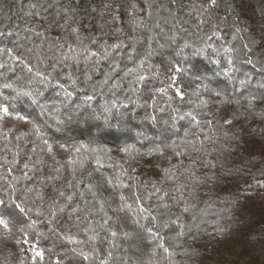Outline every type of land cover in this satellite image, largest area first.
I'll return each instance as SVG.
<instances>
[{"label": "trees", "instance_id": "obj_1", "mask_svg": "<svg viewBox=\"0 0 264 264\" xmlns=\"http://www.w3.org/2000/svg\"><path fill=\"white\" fill-rule=\"evenodd\" d=\"M108 2L109 0H0V31H12L13 33L11 37L0 38V47L23 46L19 52L23 53L35 65L37 63L35 58L28 57L24 49L32 47L33 44H39L42 37L34 36L28 29L35 28L39 32H45L48 36L61 35V30L57 25L49 27V24L54 19L62 23L65 19L63 15L65 8H70V15L74 20L81 22L83 36L93 33L98 39L107 40L109 43L114 42L118 35L115 31L116 28L123 27L124 32L129 33L133 17L142 19L147 25H152L156 17L168 20L169 23L163 24V27L170 32L173 30L172 25L175 24V30L179 32L180 39L171 44L167 42V38L163 34H159L158 42L167 46L159 56L152 57L151 63L160 65V78L163 79L167 72L166 61L171 57L177 62H183L190 66L193 74L207 75L210 78V88L226 93L230 101V103L217 108L214 102L220 97H216L210 92H202L203 98L209 101V107L201 106V108L195 109L197 113H211V115L201 116L202 120L220 121V124H213L212 129L205 130L208 134L219 137L217 150L212 152L210 157L215 161L216 167L214 169L205 168L201 162L196 168L191 169L203 183L181 176L175 181L161 184L159 182L164 176L162 169L176 165L180 160L183 161L181 165V169H183L190 165L192 160L200 159L202 154L191 152V146L186 144H180L176 148V151H181L185 146L189 147L190 154L180 158L173 155L171 148H166L163 156L154 155L152 157L138 155L133 150H130L131 155L120 151L122 147L129 144L135 145L141 153L160 142L169 144L171 140H177L179 144L180 139L183 138L184 129L188 127V120L187 118L178 120L173 127L170 117L175 115L174 108L181 114L193 110V105L198 100L191 93L199 81L192 82L186 78L181 80L184 85L182 91L185 92L183 99L173 97L169 101L165 96H158L156 123L145 119L146 115L152 111L151 108L131 104L127 106L121 104L113 108L109 120L104 121L102 114L105 100L123 99L125 96H130L140 105H143L146 100H151L153 93L149 88H145L137 95L127 91V79H130L127 77L123 88L113 90L115 97L105 87L104 92L107 95L98 97L89 107L80 112H77L74 107L80 103L79 96L73 98L72 105L58 114L63 123L57 124L54 118L57 114H54L53 118H49L47 113L41 116L40 105H50L54 100L59 99L60 97L57 96L59 88L52 83L47 86L41 84L40 78L36 77L34 72H29L20 62L12 61L6 53H0V63L4 64V67L0 68V83L6 80L16 81L21 87L39 88L43 93L38 97L37 104H32L27 97H17L15 91L11 89L4 90V95L14 99L19 110L24 115L31 116L37 123L44 125V121H47L44 131L54 142H58L54 143V150L51 154L47 152L33 153L31 145L26 144V140L35 139L31 123H27L28 125L23 127L19 122L24 121L17 119H15L16 123L0 122V177L8 176L6 169L9 167L12 168L13 175L21 176L25 171L23 168L25 163L32 165L36 163L37 159L43 161V164L36 165L37 169L42 168V171L37 170L35 174L29 172V176L33 178L29 181H21L17 185L21 190L17 193L18 196L22 194L25 186L34 189L28 195L26 206L32 208L29 215L32 219L37 220V226L29 232L30 242L27 245L15 242L17 239H24L22 234L16 231L15 226L13 232L8 235L0 229V264H20L22 256L25 257V264H33L30 259L32 253L28 249L33 246L34 233L38 232L44 233V237L40 239V246L45 248L46 252L45 261H37V264H49L48 257L55 260L57 255L61 257L63 264H99V260L110 250L105 237L111 238L106 230L95 225L100 239L76 245L64 240L63 236L69 234L68 230L70 229L72 235L88 241L91 233L81 231L87 226L86 221L77 222L74 216L70 219V208L63 214L57 212V218L53 220L52 225H48L46 220L51 218L48 216V210L52 201H58L60 204L65 202L64 198L59 196L61 191L65 192V195H70L75 191L77 195L73 203L79 202L83 207L79 196L82 185H78L77 181L82 178L88 180V172H92V179L96 181H101L102 175L115 178L119 169L108 168V164H123L129 175L139 177V182L126 181L130 185L142 184L147 181L148 188H139L141 197L153 192L151 187L153 181L157 182L158 187L169 190L170 196L177 197L179 193L174 189L181 183L188 185L187 189L182 190L184 200H181L179 204L172 203L170 199L167 201L170 209L165 215L169 219L179 217L180 223L186 227L197 224L201 229L199 232H195L194 229L197 237L195 240L190 235L178 240L172 239L179 230L178 225L162 229L166 245L175 253L173 257L165 259L166 254L157 247V243L151 236L143 230L134 229L129 218L128 223L123 227L128 231H135V238L124 240L118 236L116 241L118 247L112 249L114 257L112 264H119L121 257L129 258L130 264H264V187L257 183L264 181V101L258 100L254 108L249 110L247 101L243 100V97L249 93L257 92L255 86L258 83L264 82V0H217L214 7H208L207 0H120L117 13L119 19L115 21L112 20V14L100 10L102 5ZM33 4L36 5L35 8H32ZM90 5L96 6L97 10L93 11ZM131 5H135L134 11ZM30 11L33 13L31 16L28 15ZM36 12H39L40 15L36 16ZM198 16L207 21L201 26L199 32L197 30ZM44 17H47V20ZM224 17L226 19H222ZM100 25L103 27L101 28ZM212 25L217 26L222 37V40L214 38L218 47L222 42H232L231 38L236 35V29H241L237 40L233 43V46L239 49L235 54L238 71L224 75L222 68L226 65L223 63V58H220L221 64H216L212 58L211 50H209L207 59L203 56H191L190 49L185 50L188 53L187 61H182V57L175 55L184 39L195 40L198 35L202 36L208 33ZM180 29H187V31L183 32ZM139 35H149L148 30L143 29ZM150 43L153 48L157 46V41ZM244 43H248L253 49L254 64L252 65L245 63L248 53L243 49ZM133 47L126 48L110 58V61L118 65L115 69L112 62L101 61V70L94 75L93 82L99 85L106 74H114V78L125 77L129 69L136 67L138 59L146 55L149 43L141 40ZM145 67L148 66L145 65ZM40 69L42 71L51 70L50 67L46 69L44 64H40ZM241 80L248 81L246 87H241ZM29 81L32 83L29 84ZM61 82L65 83L66 81L61 80ZM152 85L162 86L156 80H152L149 87ZM235 99H241V105L231 102ZM160 107L165 108L163 113L158 111ZM48 111H51V108ZM97 114L101 115L100 119L95 118ZM230 118L233 119L232 124L221 127L223 121ZM164 121H168V123L166 124ZM191 131L196 132L197 129L192 128ZM22 132H28V137H22L17 141L16 137ZM224 132L229 133L228 138H225ZM6 135L7 138H5ZM233 135L238 139H233ZM192 139L191 136L186 138V140ZM200 139L203 137L194 141L196 147L200 146ZM81 141L92 147H107L111 149V153L107 155L101 153L105 164L104 168L97 171L94 163L89 162L85 171L77 174L73 179V174L68 170L65 162L74 153L71 148L67 150L61 148L64 151L62 153H57L56 149L60 148L59 143L74 145ZM208 143L205 141L206 146ZM17 144L20 145L19 156L16 157L18 162L9 163L14 158ZM233 148L234 150H231ZM29 156H31V160L28 159ZM170 156L172 158L168 159ZM61 165H65L63 178L52 182L47 181L48 176L56 175L54 169ZM132 168H136L137 171L131 172ZM172 170L177 171L176 169ZM69 183L72 184L71 188ZM5 186V181L0 179V187ZM136 190L132 187L109 189L104 192V197L110 198L112 207H115L119 202L118 195L123 194L135 208L133 192ZM85 198L91 200L87 194ZM185 200L192 205L188 212L182 210ZM144 204L145 207L151 206V208L163 212L155 194L152 195L151 200H144ZM89 208L91 209V205ZM37 209L44 215H37ZM95 219L99 220L100 216H96ZM41 221L44 222L41 223ZM141 222L143 223V221ZM147 226H152L150 220L147 222ZM114 227L119 231V226ZM49 228H54L56 231H49ZM220 228H223L224 231H219ZM93 244L98 251L91 261H81L78 257L73 258L70 251L72 248L90 251ZM21 249H25V251L22 253ZM49 249L51 251H48ZM66 254L67 259H65Z\"/></svg>", "mask_w": 264, "mask_h": 264}, {"label": "snow or ice", "instance_id": "obj_2", "mask_svg": "<svg viewBox=\"0 0 264 264\" xmlns=\"http://www.w3.org/2000/svg\"><path fill=\"white\" fill-rule=\"evenodd\" d=\"M208 7H214L217 4V0H207ZM120 0H109L108 3H105L100 8L101 11L108 12L112 14V20H118ZM36 5L33 4L32 8H35ZM93 11H96V6H92ZM133 11L135 10V5H131ZM71 9H63V15L65 17L62 23H59L57 20L50 22L49 27L57 25L61 30V35L58 36H48L45 32H39L35 28H29L28 31L31 32L34 36L42 37V40L39 44H33L32 47H27L24 49V52L27 53L28 57H34L37 63L33 65L28 58L23 53L19 52V49L23 46L16 47H0V53H6L8 57L14 62H20L23 64L29 72H34L36 77L40 78V83L47 86L50 83L54 84L59 88L57 96L60 97L57 100H54L50 105H40L42 111L41 116H44L47 113L49 118H53L55 115V120L57 124L63 123L59 118V113L64 112L69 105H72L73 98L79 96L80 103L74 105L77 112H80L83 109H86L91 105L92 102L96 101L98 97H105L107 93L104 92V88L107 87L108 92H111L115 97L114 89H120L125 86V79H127V91L137 95L141 93L145 88L153 93L150 101H145L143 105L138 104L137 100H133L130 96H125L123 99L113 98L110 101L105 100L103 106L102 117L105 122H107L112 114V109L120 106L121 104L127 106L129 104L136 105L138 107H149L152 111L146 115L145 119L150 120L152 123L157 122V97L165 96L169 101L173 97L183 99L185 97V92L182 91L184 85L181 83L182 79H187L188 81L199 83L196 84L195 90L192 91V95L197 97L198 102L194 103L193 110H189L181 114L177 109H173L175 115H172L170 119L173 121V127L178 120H188V127L184 129L183 138L180 139L178 144L177 140H171L169 144H164L160 142L153 147H149L143 153L135 147V145L129 144L120 149L121 152L131 155L130 150L135 151L138 155L152 157L154 155L163 156L166 148H171L173 150V155L177 158L182 156L189 155V147L191 146V152L201 153L202 157L198 160H192L190 165L181 169L183 161L180 160L176 165H172L169 168L162 169L164 176L159 182L161 184L167 181H175L181 176L188 178H193L196 182L203 183L196 177L194 171L191 169L196 168L199 163H203L205 168H215L216 163L211 159L212 152L217 150V143L219 137H214L208 134L205 130L212 129L213 124H220V121L214 119L202 120L201 116L211 115L209 112H199L197 113L195 109L209 107V101L204 99L202 96L203 93H212L216 97H220L219 100L215 101L217 108L224 104L230 103L228 95L223 93L220 90L210 88L209 77L207 75L193 74L191 72V67L186 65L183 62H177L176 60L169 57L166 61L167 72L164 74L163 79L160 78L159 68L160 65H153L151 59L153 56H159L166 44L159 43V34H163L167 38V42L174 44L178 39H180L179 32L176 31V25L173 24V30L168 32L163 27V24L169 23L168 20L162 17H156L152 25H147L142 19L133 17L132 19V28L129 33H125L123 27L116 28V36L114 42L109 43L107 40L98 39L95 34L89 33L88 36H83L81 33V22L74 20L70 15ZM28 15H33L30 11ZM36 16H39L40 13L36 12ZM59 15V13H58ZM151 15V13H150ZM47 20V17H44ZM226 19V17L222 18ZM163 22V23H162ZM207 21L202 17L198 16L197 30L199 32L202 25ZM75 26H72V25ZM102 28L103 25H100ZM147 29L149 35L141 36L139 33L143 29ZM180 31L186 32L187 29H180ZM246 31V29H244ZM241 29H236V35H233L231 38L232 42H222L219 44V47L214 42L215 39L222 40L220 32L217 30L216 25H212L208 33H205L202 36H197L195 40L184 39L179 45V51L175 53L176 56L182 57V61H187L188 53L185 50H191V56L208 58L209 50L213 54V59L216 64H221L223 58V63L226 65L222 68V73L224 75H229L232 72L238 71L239 69L235 63V54L239 51L237 47L233 46V43L237 40ZM135 33V34H134ZM13 35L12 31H0V38ZM30 39V38H27ZM141 40L148 42L149 47L146 52V55L139 58L136 64V67L129 69L125 77L114 78V74H106L104 79L99 85H96L93 82L94 75L99 72L101 61H110V58L121 52L126 48L133 47L135 44L141 42ZM128 41V43H125ZM152 41H157V46L155 48L151 47ZM243 49L248 56L245 59V63L252 65L254 64L253 60V49L249 46L248 43L243 44ZM134 50V47H133ZM159 50V51H158ZM112 62V61H110ZM113 63V68L118 67L117 64ZM40 64H44L45 68L50 67V71L41 70ZM145 65L148 67L146 68ZM82 66V67H81ZM4 64L0 63V68H3ZM75 69V71H74ZM154 69V70H153ZM61 80L66 81L62 83ZM152 80H156L160 87L152 85L149 87V84ZM29 84L32 82L29 81ZM248 84L247 80H241L240 85L242 88L246 87ZM257 92L249 93L247 96L243 97V100L247 101V108L249 110L253 109L255 103L260 100L264 101V82L258 83L256 86ZM14 90L16 96H24L30 99L32 104H37L38 97L42 96L43 93L39 88H30V87H21L17 84L16 81L6 80L3 83H0V122L3 121L5 117L15 118L17 120L24 121L25 123H31L32 131L35 133V139L31 141L26 140V144L31 145V150L33 153L37 152H47L49 154L53 153L54 142L44 131V125H47V121H44V125L37 123L29 115H24L18 107V104L14 99H10L8 96L4 95V90ZM234 102L237 105H241V99H235ZM51 108V111L48 109ZM160 113L165 111L164 107L158 109ZM71 117L69 116V119ZM97 119L101 118V115L97 114ZM235 118V117H233ZM233 119H225L221 127L225 125H231ZM168 123V121H164ZM197 129L196 132H192L191 129ZM58 130V129H57ZM28 132H22L16 137V140L19 141L22 137H28ZM223 135L225 138L229 137V133L224 132ZM191 136L192 140H186L187 137ZM203 139L199 140V147L195 146L194 141L199 137ZM7 138V135L6 137ZM233 139H238L235 135L232 136ZM205 141L209 143L205 145ZM180 144H186L183 150L176 151V148ZM59 147L62 149L71 148L74 155L69 156L65 164L67 165L68 170L73 174V179L76 178L77 174L85 171L89 162L94 163L96 170L102 169L105 167L103 163V157L101 153L105 155L111 153V149L107 147H92L87 143L79 142L74 145H68L66 143H59ZM226 147V146H225ZM20 145L15 146L14 158L9 163H17L18 160L16 157L19 156ZM231 150H234L231 149ZM110 159V156L108 157ZM172 157H168L171 159ZM31 160V156L28 157ZM134 159V157H133ZM37 164H43V161L37 159L35 164L25 163L23 168L25 171L21 176L13 175V170L11 167L7 168L6 171L8 176L0 177L5 181V187H0V229L8 235L13 232V227L15 226L16 231L22 234L24 239H17L15 242L17 244H29V232L34 230L37 226V220L32 219L29 213L32 211L31 207H27L28 195L34 191L33 188L25 186L23 188L22 194L17 195L21 190L17 187L21 181H29L33 177L29 176V172H35L37 170L42 171L43 169H37ZM108 168H118L119 171L116 174V177L104 176L102 175L101 181H96L92 179V172H88V180L80 179L77 181L78 185H82V188L79 191V196L82 200L83 207L81 203H73L76 198L77 193L74 191L70 195H65V192L61 191L59 193L60 197L64 198V203L60 204L58 201H52L49 204L48 216L51 217L47 219L46 222L48 225H52L53 220L57 218V212L63 214L69 208L71 212L69 213V218L73 216L77 222L83 220L87 222V226L82 229L84 233H91L88 237V241L79 239L77 236L72 235L70 229L68 230L69 234L64 235L63 239L74 243L76 245H83L85 243L95 242L100 239L99 232L97 231L95 225H99L100 228L107 231L108 237H105L109 244V249L104 257L99 260V264H112L114 259L112 249L118 247L116 241L118 236L122 237L124 240H131L135 238V231H128L123 226L128 223L129 218L131 219V224L134 226V229L143 230L151 236V238L157 243V247L162 249L166 254L165 259L173 257L175 255L174 251L170 249L165 243V237L162 235V229H169L172 225H178L179 230L176 233L175 237H172L174 240L179 238L191 236L195 240V232H199L201 229L199 225L193 224L192 226L186 227L184 224L180 223L179 217L175 219L166 218V213L170 209V205L167 202L169 199L174 204H179L181 200H184L183 189H187L188 185L179 184L174 191L179 193V196H170L169 190L158 187L157 182H152L153 192L147 196L141 197L139 188H148V182L145 181L141 183H135L130 185L126 181H137L139 182V177L129 175V172L124 168L123 164L113 165L108 164ZM176 169L177 171H173ZM65 170V165H61L54 169L56 175L48 176L46 179L49 182L54 180L62 179V174ZM136 168H132L131 172L135 173ZM214 175V174H213ZM11 177V179H9ZM43 182V180H42ZM261 187H264V181H258ZM69 187H72V184L69 183ZM136 188L137 190L133 192V200L135 202V208H133V203L128 201L123 194L118 195V203L115 207H112V200L108 197H104V192L109 189H128ZM91 197V200L85 198V195ZM157 195L158 200L160 201V208L163 209L161 212L159 209H153L151 206L145 207L144 200H151L152 195ZM192 195V193H189ZM91 205V209L89 208ZM190 205L186 200L184 201L183 211L188 212ZM37 215L43 216L44 213L40 212L39 209L36 210ZM100 216L99 220H96L95 217ZM152 222V226H147L148 221ZM143 221V223L141 222ZM44 221H41L43 223ZM114 226H119V231L116 230ZM195 229V232H194ZM219 231L223 232L224 229L220 228ZM49 231L55 232L54 228H49ZM44 237L43 232L34 233L33 246L28 249L32 253L30 259L33 264H37V261H45V248L40 246V239ZM25 249H21L23 253ZM48 251H51L50 249ZM73 258L78 257L81 261H91L96 252L98 251L93 244V247L90 251H84L82 248H72L71 250ZM67 254L65 259H67ZM49 264H63L60 256H56L55 260H52L51 257H48ZM20 264H25V257L22 256ZM119 264H130V260L127 257H121Z\"/></svg>", "mask_w": 264, "mask_h": 264}, {"label": "rangeland", "instance_id": "obj_3", "mask_svg": "<svg viewBox=\"0 0 264 264\" xmlns=\"http://www.w3.org/2000/svg\"><path fill=\"white\" fill-rule=\"evenodd\" d=\"M2 122H5V123H16V120H15V118H7V117H5V118L3 119ZM19 123H20L21 126H23V127L28 125V124L25 123V122H19ZM56 151H57V153H62V152H64L61 148H57Z\"/></svg>", "mask_w": 264, "mask_h": 264}]
</instances>
